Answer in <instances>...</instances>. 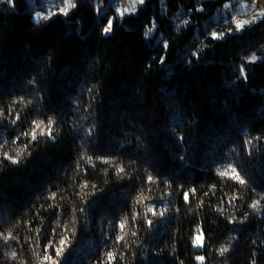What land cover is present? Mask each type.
<instances>
[{"label": "trees", "instance_id": "1", "mask_svg": "<svg viewBox=\"0 0 264 264\" xmlns=\"http://www.w3.org/2000/svg\"><path fill=\"white\" fill-rule=\"evenodd\" d=\"M72 2L0 0V264H264L255 0Z\"/></svg>", "mask_w": 264, "mask_h": 264}, {"label": "snow or ice", "instance_id": "2", "mask_svg": "<svg viewBox=\"0 0 264 264\" xmlns=\"http://www.w3.org/2000/svg\"><path fill=\"white\" fill-rule=\"evenodd\" d=\"M9 3H13V0H9ZM63 3H64L66 6H65V7H61V8L59 9V11H60L61 13L65 14V15L67 14L69 8H74V7L76 6L75 3L72 2V0H63ZM131 3H132V5H133L131 10H132V11H135V4H136V3L143 4V3H144V0H131ZM127 11H129V9L125 8V9H124V12H127ZM124 12H121L120 15H123ZM55 14H56V13H52V15H55ZM38 15H39V14H38ZM260 15H261V16H264V12H261ZM43 18H44V19H48L49 17L45 16V17H43ZM255 18H256V17L254 16V17H253V21L255 20ZM253 21H248V20H245V21H237V22H236V30H237V31L241 30L245 25H247V24H249V23H252ZM112 25H113L112 20H109V21L107 22V26L103 28V32H104L105 34L109 33V32L112 30ZM149 31H151V29H149ZM146 34H147V33H146ZM212 38H213V39H221V38H222V34L218 35V34H216V33H212ZM164 47L167 48V44H165ZM251 59H252V60H255V59H257V58H256L255 56H253ZM241 72L243 73V67L241 68ZM34 123H35V126H36L37 129L41 128V123H42V122H41V123H36V122H34ZM50 123H51V122H50ZM45 134H47L48 136H51V135H52V129H51V127H47V132H46V133H45V130H44V129H41V131H40V135H45ZM25 135H28V134L26 133ZM31 136H32V139H33V140H35V139L37 138L35 129L32 131ZM13 162L16 163V162H18V161H13ZM121 171H123V170L121 169ZM220 175H222V176H226V175H229V172H228L227 170H225V171L220 172ZM231 175L233 176L234 179L238 180L240 183H242V184L245 183V181L241 178V176L239 175V173H237L236 170H235L234 168L231 169ZM149 179H151V177H149ZM185 199H186V200L188 199L187 194H185ZM255 206H256V205H253V207H255ZM194 243H195L196 246H201V245L203 244V236H202V234L197 235V236L195 237V241H194ZM62 250H63V249H61V251H62ZM224 251H226V249H221V252H222V253H223ZM59 254H60V252H57V255H59ZM45 259H47V260H52L51 257H45ZM198 259L203 260V257H198ZM52 264H58V262L52 260Z\"/></svg>", "mask_w": 264, "mask_h": 264}, {"label": "rangeland", "instance_id": "3", "mask_svg": "<svg viewBox=\"0 0 264 264\" xmlns=\"http://www.w3.org/2000/svg\"><path fill=\"white\" fill-rule=\"evenodd\" d=\"M124 8H126V6L123 4ZM264 12V0H255L254 4H252V6L249 7H241L238 11V13L236 12L234 19L232 20V24H230L225 32H231V33H235V32H240L243 30V28L246 26H244L241 30L237 31L236 30V22L237 21H253V17L255 16V20L252 23H249L247 25H253L256 22H258L259 20L263 19L264 16H261L260 13ZM222 34V36L224 35V33H219L218 35Z\"/></svg>", "mask_w": 264, "mask_h": 264}]
</instances>
